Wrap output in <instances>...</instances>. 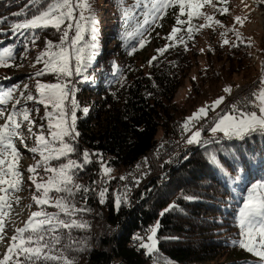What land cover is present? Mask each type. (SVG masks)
Wrapping results in <instances>:
<instances>
[{
	"label": "trees",
	"instance_id": "16d2710c",
	"mask_svg": "<svg viewBox=\"0 0 264 264\" xmlns=\"http://www.w3.org/2000/svg\"><path fill=\"white\" fill-rule=\"evenodd\" d=\"M231 1L215 2L217 9H228L224 14L217 11L222 22L229 19ZM50 2L0 0V51L12 49L11 65L17 62L20 52L41 40L51 41L53 45L61 43L63 32L53 27L22 30V34L12 31L13 24L31 18ZM109 4L116 11L114 20H110L108 23L111 25L107 26L106 38L108 45L112 46L106 53L98 45L92 49V59H85L83 70L76 75L75 87L71 89L79 105L75 124L79 135L75 140L68 137L65 140L73 145L75 151L67 157L51 160L50 164L58 168L69 159L82 163V153L86 150L100 157L99 163L116 170L117 175L109 177L102 203L98 201L93 179L98 166L90 162L82 170H74L75 183L89 189L77 192L71 199L77 209H86L74 217L86 226L73 228L70 234L67 229H60L58 234L62 239L56 246L57 254L62 250L72 264H107L109 256L102 246L97 249L96 236L92 240L93 222L103 221L108 226L118 224L121 227L112 250L121 264H261L255 253L241 248L238 242L243 239L239 224L241 209L254 188L257 195L264 192L257 187L264 185V133L257 131L242 140L210 135L209 128L217 115L225 113L223 110L214 113L211 122L202 130L204 140L201 143L190 144L176 163L167 164L169 174L165 184L150 185L147 198L135 208L129 209L124 202L119 207L114 203L116 183L138 158L158 146L164 138H174L179 134V127L204 103L211 105L226 94L223 91L225 87L235 89V76L244 81L258 76L250 62L252 42L241 35H232V41L227 45L210 39L200 64L198 39L202 29L197 32L195 28L201 25V20H192L194 31L191 40L185 31L187 23L177 25L175 21V27L183 30L173 40L165 39L161 48L175 46L168 47L163 55L157 51L153 55L156 59H151L152 63L143 69L136 65L134 58L148 44L159 21L171 13L178 15V6L167 9L161 19L153 22L148 0H110ZM185 17L180 19L187 21ZM145 18L149 21L147 25L144 24ZM92 34L86 30L83 38L89 40ZM34 37L37 39L32 43ZM181 37L187 43V50L179 42ZM97 40H100L99 35ZM141 40L144 41L143 47H140ZM233 44L238 46L233 47ZM88 46L84 49L85 57ZM192 70H195L194 76H190ZM35 74L0 79V89H17L23 83L30 85L32 78L43 84H56L58 81L54 72H45L39 77ZM185 81L189 85L188 91L176 101L175 95ZM92 94H96L99 100L88 107V102L81 100V95ZM8 103L0 105V108L7 107ZM30 104L15 105L10 112L30 110ZM85 107L88 108L87 114L82 111ZM213 112L209 110L207 115ZM97 153L99 155H95ZM213 156L216 162H213ZM50 195L55 197V201L65 194L53 191ZM36 209L50 214L60 211L49 205L37 206ZM61 218L69 219L62 213ZM152 222L158 225L156 249L142 257L128 247V241L140 224L151 225ZM40 264L63 262L41 261Z\"/></svg>",
	"mask_w": 264,
	"mask_h": 264
},
{
	"label": "snow or ice",
	"instance_id": "6c2138e0",
	"mask_svg": "<svg viewBox=\"0 0 264 264\" xmlns=\"http://www.w3.org/2000/svg\"><path fill=\"white\" fill-rule=\"evenodd\" d=\"M35 2V0H32ZM260 4H264V0H258ZM212 0H148V7L152 10L153 22L156 19H161L163 14H166V10L172 7L178 6L179 12L176 17L177 25H184L187 23L188 27L185 30L188 39H193L194 28L192 26V20L194 18L203 17L206 21L205 24H201L195 28V31H200L204 27H211V23L215 22L219 24V21H214L213 16H205L201 12V9L205 4H211ZM215 7V5H213ZM77 8L81 9L79 20L75 19L74 12ZM84 10H88L91 13L90 5L87 0L81 2V0H51L48 6L33 15L29 19H25L23 22L15 23L12 25V31L14 33H21L22 30H34L37 28L53 27L57 31H62L61 43L59 45H53L51 41L47 42L46 50L36 58L37 63L43 61L44 68L36 72V76L39 77L47 71H51L57 74H63L70 76L72 71L69 68V61L72 58L73 53L68 51L64 47V42L69 41V31L75 27V36L69 41V47L75 49L76 68L75 72L79 75L83 68L82 65L85 59L90 61L92 59V49L95 44L88 46L87 56L85 57L83 48H75L77 43L82 39V32L84 31L80 21L87 20L93 25L92 32L95 33L94 17L90 14L88 17L84 16ZM221 14L227 13L226 7L217 9ZM14 15H23V13H14ZM187 15V21L180 19L181 16ZM236 21H240V17L235 18ZM66 21H75V23H68L65 28H61ZM2 22V21H0ZM149 23L145 18L144 24ZM183 29L173 27L172 32L166 38L173 40L179 31ZM131 35V34H130ZM239 37V33H237ZM37 37H34L31 41L35 43ZM180 43H183L185 50H187V43L183 37L180 38ZM228 41L225 40L224 44ZM144 46V41L141 40L140 47ZM175 45H166L164 48L158 49V53L163 55L168 47ZM233 47L238 45L233 44ZM53 48H57V51H53ZM136 49L133 48V51ZM203 52V49H201ZM131 54V53H130ZM47 57V60L44 59ZM12 59V49L5 48L0 51V67H11L9 60ZM156 57H152L155 60ZM149 61V64L152 63ZM195 79V78H193ZM260 88L257 93H254L255 101L254 106L257 111L245 112L238 107L233 106L232 112L226 113L214 123L210 128V131L215 134L218 131L223 132L225 137L229 139H243L246 135L254 132L264 133V78L259 81ZM27 88V86H25ZM36 88L39 94V98L34 97L32 94H28L25 99L28 101L36 100L38 103L43 104L47 109L49 105L55 110L54 112L46 111L44 119L48 120V132L44 134V125L41 124L39 133L33 132V127L36 125L35 120L31 119V114L28 109L14 110L7 115L4 109H0V119H4L3 125H0V240L4 239L3 233L5 230V218L11 209V201L7 198L11 192H18L21 190V184L23 182V174L18 170L19 165V150L15 147L14 138H19L21 143H24V138L21 134L22 121L28 123V133L35 138L36 146L29 149L33 153L39 154L41 160L35 165L28 167V172L32 173L29 177L32 184L36 189V194H33L31 199L36 206L49 205L59 209L58 213H47L43 210L34 211L29 216L28 220L24 222V226L15 229V235L11 237V243L8 245L5 254L0 258V264H40L41 261H62L63 264H72L71 261L63 255L62 250L57 254V245L61 243V236L58 234L60 229H67L69 234L73 228H83L86 226L84 222H78L74 217L77 212L86 211V209H77L75 204L71 202L72 197L77 192H87L89 189L84 185L75 183L74 170L83 169L84 165L91 162L90 154L85 150L82 153V163L68 160L67 163L61 164L58 168L53 167L50 161L55 159L59 160L62 157H67L69 154L75 151V148L71 143L65 140V137L75 140L79 135L75 131V124L77 120L76 111L79 108L77 101L73 98L71 101V121L69 123L68 113L65 111L64 101L68 97V91L65 89L67 85L64 84H43L37 81ZM16 89H0V105H6L10 100H14L13 108L15 105L20 104V100L14 97ZM225 93H231L230 87L223 89ZM24 94L21 93V96ZM74 97V93H73ZM225 97L221 96L217 98L211 105H205L193 113L191 117H188L183 125L185 131L190 130V126L193 121H199L201 118L206 117L209 110H215L223 101ZM38 111V109H37ZM84 114L88 113V108L82 109ZM235 113H238L236 115ZM55 116V122L53 117ZM22 117V121L21 118ZM201 130L197 129L186 140V143L193 144L199 143L201 137ZM26 146V144H25ZM95 155H99L98 153ZM10 157V159H8ZM213 162H216V158L212 157ZM43 167L44 171L48 173L46 180L37 181L36 177L39 175L37 169ZM110 169L104 167V173L108 174ZM124 179V177H121ZM264 189V185L257 186ZM64 193L55 201H52L50 192ZM104 191L100 192L101 202L103 203ZM16 202L19 203L17 197ZM120 200L117 198L116 204L119 207ZM28 207H32L29 205ZM174 207V206H170ZM63 216L69 217L66 221L61 218ZM239 224L242 229L241 239L238 243L241 248L246 249L249 252L255 253L260 258L261 264H264V192L259 195L256 194V189H253L252 194L249 195L244 207L239 214ZM158 225L151 229L152 235L148 237L150 243H141L140 247L146 248L149 253H152L156 248L157 241L155 240V234ZM139 239V238H138ZM237 243V242H233ZM70 246V245H69Z\"/></svg>",
	"mask_w": 264,
	"mask_h": 264
},
{
	"label": "rangeland",
	"instance_id": "374dc122",
	"mask_svg": "<svg viewBox=\"0 0 264 264\" xmlns=\"http://www.w3.org/2000/svg\"><path fill=\"white\" fill-rule=\"evenodd\" d=\"M110 0H87V3L90 5L91 13H89L88 10H84V16L88 17L90 14L94 17V28L96 30V34H92L90 36L89 40H85L83 38L86 30L92 31L93 25L89 23L87 20L80 21L81 25L84 28V31L82 32V39L77 43L75 48L80 46V48L85 49L90 44H95V46H100L102 49H104V52L106 53L112 45H108L107 40V34H108V27L110 26L108 22L110 20H114L116 11L112 6L109 4ZM81 2H84V0H81ZM216 0H212L211 4H205V6L201 9V12L205 14V16H213L214 21H219L220 23L217 24L215 22H209L211 23V27H204L202 29V35L198 39V50L201 53V56L198 59V62L200 64L203 63V54L208 46L209 40L216 42L219 41L224 44V41L227 40L228 43L232 41V35H239L245 37L253 44V49L250 54V62L254 65V68L257 73V77L253 80L244 81L241 79L240 76L234 77V82L236 83V88L230 87L232 90V93H230L227 98L233 94L234 90L239 88V86L243 87L246 84L255 82L258 80L262 73L264 78V70H262V66H264V5L262 4H253L250 0H232L231 1V7H230V15L228 21L222 22L219 18V13L217 12V5ZM215 5V7H213ZM81 9L77 8L74 12V16L76 20H79ZM177 17V14L171 13L167 17L163 18L161 21L158 22L153 32H151L149 37L148 44L139 52V54L134 58V62L137 66L140 68L146 69L148 67L149 61L152 59L153 55L157 52L159 48H161L164 45L165 39L169 36V34L172 32L173 27H175V18ZM236 17H240L241 20L238 22L236 21ZM187 19V15L185 17ZM201 20V24H205L206 21L203 17L198 18ZM75 23V21H66L63 26H67L68 23ZM107 28V29H106ZM76 29L73 27L69 31V41L72 37L75 36ZM100 36V40H97V36ZM69 41H65L66 43V49L73 53L72 58L69 61V68L72 71V74L70 76L63 75V74H56L58 77L57 83L59 84H66L67 88L65 89L68 91V97L64 101V107L65 111L68 113V120L69 123L71 121V101L73 99V95L71 94V89L75 87L76 83V60H75V49L69 47ZM227 43V44H228ZM225 44V45H227ZM47 42L44 40H41L37 45L31 47L28 50H24L18 54V60L16 63H14L11 67H6L4 69H0V79H9L14 76L18 75H25V76H33L34 73L37 71H40L44 68L43 61L40 63H37L36 58L41 55L42 52L46 50ZM203 49V52L201 51ZM57 48H54L53 51H57ZM45 60H47V57H44ZM120 59H124L123 57H120ZM119 59L116 58V61ZM107 62V61H105ZM51 72V71H47ZM195 75V70H192L190 73V76ZM32 78V77H31ZM67 78V79H66ZM66 80V81H65ZM35 79H31V84L27 85L25 83L19 85V87L14 92V97L16 99L20 100V104L29 102L30 104V114L31 119L35 120L36 125L33 127L34 133H39L41 129L39 126L41 124L44 125L43 132L45 135H47L48 132V120L44 119L46 111L48 112H54L55 110L49 105V107L46 109L43 104L38 103L36 100L34 101H28L25 99V97L30 93L34 97L39 98V94L36 88ZM41 83V82H40ZM56 83V84H57ZM27 86V88H25ZM188 82L185 81L184 85L179 88L175 95V100L179 101L181 100L186 92L188 91ZM234 89V90H233ZM21 93L24 95L21 96ZM226 98V100H227ZM75 99V98H74ZM81 100L88 102V107H90L92 104H94L96 101L99 100L96 94L92 95H81ZM225 100V101H226ZM224 101V102H225ZM222 102L214 111H217L220 106L224 104ZM14 100H10L7 107H2L0 109L5 110V114L10 112V108L13 107ZM17 104V105H20ZM207 103H204L203 106H205ZM201 106V107H203ZM200 107V108H201ZM38 109V111H37ZM226 113L219 114L215 117L214 123L219 119V117L223 116ZM22 121V117L20 118ZM5 122L4 119H0V125H3ZM53 122H55V116L53 117ZM212 124V126L214 125ZM211 126V127H212ZM210 127V128H211ZM209 128V134L210 135H221L224 136L223 132H217L213 134L210 131ZM28 123L22 121V128H21V134L24 138V143H21L19 138H14V144L15 147L19 150L20 157H19V165L18 170L23 174V182L21 184V191L18 192H11L9 197V200L11 201V209L8 212L7 217L5 218V230L3 233L7 236V246L5 247L4 254L6 252V249L8 245L12 242L11 237L15 235V229L23 227L24 222L28 220L29 216L32 212L37 211V206L32 201L31 197L33 194H36V189L34 184H32L29 177L32 175V173L28 172V167L30 165H35L38 161L41 160V157L37 153L31 152L29 149L36 146L35 144V138L31 135H29L28 131ZM202 132V131H201ZM193 133V132H192ZM202 135V134H201ZM191 136V135H190ZM77 138V137H76ZM167 138V137H166ZM165 139V138H164ZM163 139V140H164ZM26 144V146H25ZM10 158V157H8ZM104 165L102 164L101 169L104 172ZM110 169V168H108ZM38 176L36 177L37 181H43L46 180L48 177V173H46L43 169V167L37 169ZM122 174V173H121ZM119 174V175H121ZM110 178H113L117 175L116 170L110 169L109 173L106 174ZM97 191V198L98 201L101 202V196L100 192L101 190L96 189ZM105 195L103 197V201L106 197V190H104ZM49 196L52 201H54L55 197L51 196L49 193ZM17 197L19 198V203L16 202ZM29 205H32V207H28ZM103 221L101 222H93V230H92V240L95 236H98L100 233H102L104 226ZM99 226V227H98ZM102 226V227H100ZM157 226V223L154 227ZM101 228V229H100ZM100 229V230H99ZM98 230V231H97ZM102 230V231H101ZM99 234H96L98 233ZM150 234L149 236H151ZM156 235V234H155ZM156 240V236L154 237ZM1 241V240H0ZM150 243V241L148 242ZM156 249V248H155ZM3 254V255H4ZM2 258V257H1Z\"/></svg>",
	"mask_w": 264,
	"mask_h": 264
},
{
	"label": "built area",
	"instance_id": "2783aa9c",
	"mask_svg": "<svg viewBox=\"0 0 264 264\" xmlns=\"http://www.w3.org/2000/svg\"><path fill=\"white\" fill-rule=\"evenodd\" d=\"M262 70H264V66ZM259 81L251 87L234 91L233 95H230L217 111L201 118L199 121H194L193 126H190L189 131H185L183 134H176L169 145H161L154 156L141 165L140 172H134L129 175L128 180L125 183V192H118L117 190V197L119 200H127L128 207H130V205L134 203L139 196H141L144 189H148L150 185H154L157 181L163 179V170L166 165L176 163L179 160V157L185 152L186 147L189 145L186 143L188 137H190L192 132L197 129H200L201 131L205 129L209 122H211L214 113L220 110H223L225 113H230L232 112L233 106H236L245 112H258V109L254 106L255 97L253 94L259 91ZM235 114L238 115V113ZM199 139V143L204 140L202 136ZM90 159L91 163L99 166L100 187L97 189L104 191L107 189L105 187V180H107L109 176H107L101 169L102 165L99 163L101 161L100 157ZM109 159L110 158H107L106 160ZM155 224L156 222H152L151 225L140 224L137 233L132 235L130 243H128V247L136 248L137 253H140L142 257H146L148 251L146 248L140 247V244L142 242H149L148 237L152 234L151 229L154 228ZM104 232L106 234H112V232ZM111 264H113L112 261Z\"/></svg>",
	"mask_w": 264,
	"mask_h": 264
},
{
	"label": "bare ground",
	"instance_id": "6f19581e",
	"mask_svg": "<svg viewBox=\"0 0 264 264\" xmlns=\"http://www.w3.org/2000/svg\"><path fill=\"white\" fill-rule=\"evenodd\" d=\"M253 4H260L258 2V0H250ZM262 5V4H261ZM264 5V4H263ZM263 67V66H262ZM262 76V75H261ZM260 79V78H259ZM256 80L255 82H252V83H249V84H246L245 86H239V88H237L236 90L234 91H237L239 89H242V88H247V87H251L252 85H254L256 82L259 81ZM233 95V94H232ZM194 121L192 122V125H193ZM185 132V129L183 126H180L179 127V134H183ZM174 138H168V139H164L158 146H156L155 148H153L152 150L148 151L144 156L138 158L135 163L133 164L132 168L129 169L128 171L124 172L122 174L121 177H124V179H121L116 183L115 187H114V203L116 204V201H117V190L118 192H125V183L127 182L128 180V177L129 175H131L132 173L134 172H140V169H141V165L143 163H145V161H147L148 159H150L151 157L154 156V154L157 152V150L160 148L161 145H169L171 140H173ZM190 145V144H189ZM189 145L186 147V150L188 149ZM185 150V151H186ZM88 152V151H87ZM89 154H90V157L91 158H97L96 156H94L92 154L91 151H89ZM98 166V165H97ZM168 174H169V168L166 167L164 168L163 170V179L159 180L156 182V186H160V185H163L167 182L168 180ZM94 183H95V187L96 189L100 187V172H99V166L96 168L95 170V174H94ZM108 181H109V177L107 178V180H105V186L108 184ZM148 189H144L141 196H139L136 201L134 203H132L130 205V207H128V201L127 200H120V203L121 202H124L125 205L130 209V208H135L138 203L140 201H143L147 198L148 196ZM96 195H97V192H96ZM119 203V204H120ZM117 205V204H116ZM121 205V204H120ZM125 208V206H124ZM127 208V209H128ZM102 224V223H101ZM104 226L103 228V231L102 233L99 234L96 233V234H99L97 237L98 239V242H97V249H99L101 246V248H104L105 252L107 253V255L109 256L108 258V262L107 264H111V261L113 264H121V262L119 261L120 259H117L114 255V253L112 252L113 248L115 247V238H116V235H118V233L121 231V227L117 225H114V226H108L107 224H102ZM99 227V226H98ZM102 227V226H100ZM101 229V228H100ZM99 229V230H100ZM139 230V228H137L136 230H133L132 233H131V236H130V240L132 238V235L133 234H136L137 231ZM98 231V230H97ZM104 231H107V232H112V234H106ZM7 234L4 235V239L0 241V258L3 257V254H4V250H5V247L7 246ZM103 240L105 241V244L103 242ZM130 240L128 241L130 243ZM132 248V247H130ZM134 250V252H137V249L136 248H132ZM140 254V253H139ZM141 255V254H140ZM141 257V256H140Z\"/></svg>",
	"mask_w": 264,
	"mask_h": 264
},
{
	"label": "crops",
	"instance_id": "0c3cea01",
	"mask_svg": "<svg viewBox=\"0 0 264 264\" xmlns=\"http://www.w3.org/2000/svg\"><path fill=\"white\" fill-rule=\"evenodd\" d=\"M234 90V89H233ZM231 93H232V91H231ZM229 95V93H226L223 97H225V99H224V101L226 100V98H227V96ZM223 101V102H224Z\"/></svg>",
	"mask_w": 264,
	"mask_h": 264
}]
</instances>
